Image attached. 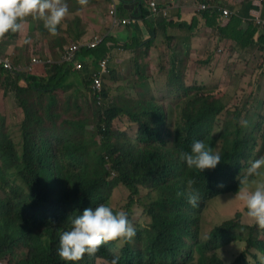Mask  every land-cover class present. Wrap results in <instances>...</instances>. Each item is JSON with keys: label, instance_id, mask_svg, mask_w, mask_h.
Instances as JSON below:
<instances>
[{"label": "trees", "instance_id": "1", "mask_svg": "<svg viewBox=\"0 0 264 264\" xmlns=\"http://www.w3.org/2000/svg\"><path fill=\"white\" fill-rule=\"evenodd\" d=\"M149 1L141 0L139 5V14L144 17L150 14L146 12ZM236 1L201 0L228 7L232 12L237 8ZM95 2L66 0L71 5L56 34L49 33L42 21L34 20L24 21L25 26L17 32L0 35V39L16 36L19 41L25 39V47H17L22 51L18 61L22 60L27 44L35 38L41 37L54 51L63 53L73 41L81 40L88 28L105 36L95 49L82 51V58L88 60H84L87 71L92 67L83 78L84 87L89 88L93 99L89 107L95 106L90 117H81L85 106L78 97L56 94L63 89L69 69L66 64L48 65L47 78L42 84L36 82L35 74H19L16 82L8 84L15 90L24 119L20 124L19 149L5 117L0 114V264H73L56 252L59 236L71 227V219L85 207L105 203L114 211L125 210L131 221V210L140 202L142 187L148 194L141 205L151 221L138 227L136 242L125 241L118 249L115 241H109L94 254L85 253L75 264H112L114 257L119 258L118 264H252L249 255L254 256L256 264H264V258L254 252L264 257V227L243 223L240 210L215 222L205 237L201 235V212L205 205L224 195L235 194L245 186L243 174L250 167L260 138L264 147L263 124L259 122L257 130L247 133L246 125L240 123L247 120L252 125L247 112L243 117L244 111L239 106H229L223 94L209 93V86L198 84L192 76L185 79L181 69H175V62L167 71L169 95L174 98L171 111L147 94L150 93L147 77L142 73L147 64H135L132 75L126 74L121 80H116L119 73L110 69L114 82L121 84L119 90L128 88L136 96L125 93L117 96L102 115L96 103L97 92L92 89L93 75L101 68V60L112 57V49L121 44L108 34L111 30L109 15L103 23L100 13L88 12V6ZM242 5L248 13L255 8L252 0ZM198 13L219 32L220 40L232 41L239 49L259 47L264 51V30L257 31L250 16L244 19L234 13L228 21L221 20L214 8ZM119 15H127L122 5ZM163 24L168 26L172 22L160 17L151 26L155 34ZM197 26V20L184 25L191 31ZM25 29H28L26 34ZM256 34L259 35L257 40L254 39ZM155 37L141 45L149 47ZM107 78L103 76L101 91L106 103L107 98L110 99L105 84ZM131 78H134L132 84ZM223 113L226 117L222 130L214 134L215 124ZM65 114L77 118L64 120ZM89 123L95 125L91 132L87 131ZM124 123L137 126L136 137L126 133ZM67 127L72 131L68 137ZM194 139H201L221 154V161L214 169L201 173L188 168L179 158V153L188 151ZM112 172L117 173L115 178H111ZM256 177L255 174L247 176L248 179ZM188 179L194 181L191 189ZM219 184L223 186L218 187ZM118 186L130 192L123 207L111 203L113 190ZM192 189L199 193L195 206L187 199ZM237 241H244L245 248L234 260L226 261L220 250Z\"/></svg>", "mask_w": 264, "mask_h": 264}, {"label": "rangeland", "instance_id": "2", "mask_svg": "<svg viewBox=\"0 0 264 264\" xmlns=\"http://www.w3.org/2000/svg\"><path fill=\"white\" fill-rule=\"evenodd\" d=\"M200 1V0H198ZM247 0H243L241 3L244 4ZM121 2V0H120ZM124 3L121 2V5L132 10L134 7V3H130V1L123 0ZM137 3H141V0H136ZM257 4V10L259 11L262 8L263 15H264V0H254ZM239 3V0L236 1V4ZM71 4L68 3L67 6L69 7ZM131 6V7H130ZM229 9L228 7H225ZM88 12L92 13L96 11V14H103L104 16L107 14L108 20V5L105 0H96L94 5L90 4L88 6ZM230 10V9H229ZM103 11V12H102ZM231 11V10H230ZM102 12V13H101ZM232 12V11H231ZM71 15V14H69ZM73 15V14H72ZM256 16H261L260 13H257ZM36 19L32 17H27L23 19L21 22V27L25 26V23H30ZM25 21V23H24ZM28 29H25L24 34L27 33ZM210 34V33H209ZM94 36L102 37V32H93L90 33L86 39H91ZM212 38L210 34L209 40ZM10 41L11 43L8 44L6 48H4L1 52L6 53L7 51L11 50V47L15 46V42H18L17 36L15 38H3L0 39V47L1 44L4 42ZM41 42V44H39ZM74 42V41H73ZM31 43V44H30ZM27 44L25 52L22 54L23 63L27 62L29 64L34 57L41 58L45 60L43 57H50L57 60L59 58L60 52L54 51L53 48H50L48 42L42 41L41 37L35 38L34 41H31ZM33 44V45H32ZM212 47L214 48V52H216V56L214 60L204 65L202 68L198 70V73L195 77L193 73L194 63L191 62L190 57L188 56L186 60L183 58V55L180 53V50L177 49V67L182 69L184 73V78L188 79L189 76H192L193 80L196 81L198 84L201 85H208L209 86V93H214L216 95H224L227 98V103L229 106H239L243 111V117L247 112L248 117L252 119V125L249 123L244 127L247 129V133H250L252 130H257L258 128L256 125L261 122L263 125L261 129H264V51L260 52L258 55L254 56H247L238 54L236 56H232V50L229 47H225L222 49L221 46L216 47L215 41H211ZM21 48V47H20ZM176 50V49H175ZM153 54L151 55L150 59L148 60L149 67L147 68L146 72L148 75V88L150 90V94L157 98L160 103H164L169 111L172 110V103L174 98L169 95L168 89V81L169 77L167 75L168 68L161 69L162 62L166 64V66L170 67L169 59H170V52L167 49V46L159 41L158 48H154ZM19 53L18 49H13L12 53L8 54L12 60L13 56ZM218 55V56H217ZM14 62V60H13ZM41 67V66H40ZM210 67V68H207ZM120 68V74L118 79L121 80L126 76V74L130 75L129 72H133L134 70H128L130 66H126L124 70ZM117 68H109L111 70H117ZM86 69V70H85ZM92 67H88L84 65L82 71H73L78 72L84 78L88 75L89 71ZM136 69V68H135ZM205 70V72H203ZM128 71V73H127ZM201 71V73H199ZM142 73L145 76V71L142 68ZM196 78V79H195ZM70 79L69 76L66 75L64 80V84L68 83ZM134 78H131V84L133 83ZM106 89L108 88L110 99L107 103L98 102V107L101 110L102 115H104L105 110L114 103V99L119 96L123 95L124 93L129 96H136L134 91L130 89L119 90V82L115 81L111 74L108 76L107 80L105 81ZM128 86H131L130 84ZM127 91L129 93H127ZM6 92V91H5ZM58 96L67 97L65 91H57ZM2 92H0V95ZM89 88L88 90L84 89V97L82 98L81 102L85 105V109L83 111V115L81 117H90L92 114V110L95 109V106L89 107V104L93 102V99L90 97ZM173 98V99H172ZM97 107V110L99 109ZM96 110V111H97ZM64 113V112H62ZM0 114L5 117L7 126L9 128V132L14 139V142L19 147L21 146L22 140L20 137V124L24 119L23 111L18 107V104L15 102L13 93L5 96L4 98L0 99ZM226 117V113H223L215 124V131L214 134H218L222 130V123ZM77 118L76 116H71L70 114H65L63 119H73ZM93 123H89L87 127V131L91 132L94 130ZM122 127L126 128V133L132 136L133 138L136 137L137 134V126H128L127 123L122 124ZM72 131L70 127L66 129V136H70ZM256 134V132H255ZM264 158V147H263V140L260 138L258 146L256 147L254 153L251 156V163L258 159ZM249 168V167H248ZM248 168L244 171V175L248 176ZM259 175L256 179L248 180L246 184H251L252 181H259L264 180V166L258 169ZM1 193V192H0ZM130 192L124 186H118L113 190L111 203L115 206L123 207L129 197ZM148 190L145 188H141V195L139 197L140 202L136 203L132 207V216L133 220L131 223L135 227L136 231L139 226H146L151 221L150 216L144 212V207L141 205V201L147 200ZM240 210L242 212V222L252 225L254 222L247 216L246 210L244 208L243 202L236 198L235 194H227L223 197L218 199H214L205 205L204 209L201 212V235L205 237L210 227L215 223L222 219L229 218L235 214L236 211ZM136 234V233H135ZM133 243H135V236L131 239ZM116 246L119 248L125 245V242L121 245L120 241H115ZM234 244V243H232ZM228 245L224 249L220 250V255L226 260L231 261L234 260L235 257L238 255L245 248L244 241H237L234 245ZM119 251V250H117ZM259 256H263L261 253L254 250ZM249 258L253 264H256L257 260L254 258L253 255H249ZM1 264H6V262H2ZM110 264V263H104Z\"/></svg>", "mask_w": 264, "mask_h": 264}, {"label": "clouds", "instance_id": "3", "mask_svg": "<svg viewBox=\"0 0 264 264\" xmlns=\"http://www.w3.org/2000/svg\"><path fill=\"white\" fill-rule=\"evenodd\" d=\"M84 2L85 0H81V3ZM212 3L217 4V2H212ZM201 4H211V3L203 2L200 3V5ZM200 5H198L197 12L204 11V10H199ZM211 5L213 6L212 8L217 9L218 12H219V8L223 7L221 5L218 6L214 4ZM120 6H121V2L120 0H118V13ZM223 8H225V6ZM68 11L69 9L66 0H0V35H4L5 33H9V32L19 31L22 26L21 22L23 21V19L27 17H32L33 19L42 21L44 28L49 33L56 34L58 32V26L61 25L62 21L68 14ZM232 14L234 13L231 12V15ZM231 15L225 19L229 21ZM218 16L221 20L223 19L220 17V12L218 13ZM261 16L264 17V15ZM119 17L121 18L120 15ZM160 17L166 18L167 21L170 20L169 12L167 17L164 16H160ZM160 17L155 18L156 19L155 22ZM129 18H135V17L131 16ZM142 18L146 19V17L144 16ZM252 20L255 25V21H254L255 17H252ZM255 27L257 26L255 25ZM263 30L259 28L257 29V31L259 32ZM109 32H111V30ZM95 37L96 36H94L91 39H84V40H93ZM104 37L105 36H102L103 39ZM84 40H78V41H84ZM78 41L72 42L70 45ZM63 53H60L59 58L57 60L50 57H43L45 58V60H53L54 63L51 64L36 63L33 65L32 70L35 65H42L47 68L48 65H53L55 63L63 64V63H59ZM82 55L83 53L80 54V57H82ZM4 56L8 57V55H4ZM33 58L35 57L33 56ZM33 58L29 64L33 62ZM106 58L107 57H105L104 59ZM10 60L14 64L11 58ZM39 60H41L42 62L45 61L42 60L41 58H39ZM111 60L112 57H110L109 59V64ZM29 64H27V62L17 66L14 64L16 67L15 71H7L4 69L3 70L7 73L9 72L13 73L16 71L31 72L32 70L27 71L23 69L24 66ZM109 64H108V69L110 68ZM66 65L68 66V68H72L75 71H82L85 62L83 61V68L81 70H76L72 66L68 64ZM148 67H149V63L147 62V66L145 68L147 82H148V75L146 70ZM175 69H179V68L175 67ZM197 69L198 68L193 69V73H196V75H197ZM97 71H100V69L98 68ZM129 74L132 75V72H129ZM182 75L184 76V73ZM106 76H109V72L108 75ZM99 96H102L101 93H97V97H96L97 105L99 102L98 99ZM108 100L109 99L107 98V101ZM102 103H106L105 98L103 96H102ZM240 123L241 125H247L248 121L241 120ZM179 158L185 163V165L188 168H195L202 173L205 169H214L217 166V164L221 161V154L218 151H214L213 147L210 146V144L206 146L201 139H194L188 151H181L179 153ZM262 166H264V158H258L254 160L252 163L250 161V167L248 168L247 171L249 174H252V176L255 174L258 177L259 175L258 169H260ZM116 176H117L116 172L111 173V178H115ZM243 176L245 177L244 180L245 186L240 188L239 191H236L235 196L236 198H238L243 202L247 216L255 224L264 227V180L252 181L251 184H246L248 180H252V179H248L247 176H245L244 174ZM193 183L194 181L192 179L187 180V184L190 189ZM222 186H223L222 184L218 185V187H222ZM187 199L190 204L195 206L199 199V193L194 189H192L188 193ZM78 213H79L78 215L74 216L71 219L70 221L71 227L64 230L60 234L58 239V247L56 248L57 255L66 262H73V264H75V262L79 261L85 253L94 254L99 250V248L103 244L109 241H120L122 245L123 242L131 240L136 235L135 234L136 229L131 223V221L133 220V216H132V220L130 221L128 219V214L125 210L121 209L118 211H114L113 208L108 204L99 203L94 207L91 206L85 207L82 211ZM260 257L264 258L261 255ZM118 260H119L118 257H114L112 260V264H118Z\"/></svg>", "mask_w": 264, "mask_h": 264}, {"label": "crops", "instance_id": "4", "mask_svg": "<svg viewBox=\"0 0 264 264\" xmlns=\"http://www.w3.org/2000/svg\"><path fill=\"white\" fill-rule=\"evenodd\" d=\"M127 1H130V3H134V7L132 10H129L128 8L122 5L123 10L127 12V15L122 17H135L136 23L129 26H118L115 27L111 32H109V36L119 42V44H121V47L115 46L112 49V60L109 64L110 68L121 67L122 70H124L126 66H130L128 70H132V66H134L135 64L145 66L148 60L150 59L151 55L154 53V48H158L159 41L165 44L167 46L168 51L170 52V67L166 66L163 61L161 69L171 68L172 62H175V67H177L176 56L177 49H179L180 53L183 55V58L185 60L188 56L190 57L191 62L194 63V68H198L197 73L198 70L202 68L201 66L209 64L212 59L214 60L216 56V52H214V48L212 47L211 41H215L216 47L221 46L222 49H224L226 46L229 47L233 52L231 53L232 56H236L241 53L247 56H256L261 52L259 47L239 49L237 45L232 41H229L227 39L220 40L219 32L215 31L212 27H210L208 22L205 19H202L200 17V14L197 12L198 5L202 3L201 0H156L161 7L167 8L169 12V21L172 22V24L168 26L163 24L162 28L160 27V29L156 30V34L151 27L156 19H143V16L139 14L140 3H137L136 0ZM242 1L243 0H239L237 8L235 11H233V13L240 14L244 19H249V16L251 18L255 17L257 13L263 15L262 8H260L258 11L257 4L255 2H253L255 8L251 9L248 13L245 6L241 3ZM121 2L124 3L123 0H121ZM146 8V12L147 10L150 11L149 6H147ZM100 16L103 19L102 22L106 23V16L101 14ZM194 20L198 21V26L194 30L191 31L187 27H184V25H191ZM85 23L86 22L84 21L83 24ZM79 31L84 30L80 29ZM93 32L94 30L92 28H88L86 31V35L83 34L84 36L82 35L83 38L81 40L86 39V37ZM209 33L212 35V38L210 40ZM153 36H156V39L149 47L148 45H141L146 41L152 40ZM258 36L259 35L256 34L254 39L257 40ZM24 42H26L25 39L23 41L15 42V46L11 47V50L7 51L6 53H12L13 49H17L18 46L25 47ZM10 43V41L2 43L0 47V52L4 48H6ZM126 46H128V48ZM21 53L22 51L13 56L14 64L16 66L23 64V59L18 61ZM139 57L141 58L139 59ZM200 60L204 62H201ZM45 68L46 67L42 65H35L31 72L16 71L13 73H7L2 68H0V92H2L0 98L2 99L4 96H8L13 93L15 102L17 103L15 90L13 89L11 84H8L10 82H16L15 77L19 74H23L26 76L35 74L37 76L36 82L42 84L44 78H47ZM73 71L75 70H73L72 68L68 69L67 76H69L70 79L68 80V83L63 84V89H60L59 91H65L67 96L73 95L74 97H78L80 103L83 105V103L81 102L82 98L84 97L85 89L83 84V77L80 75V73ZM115 71L120 74V68H117V70ZM203 72H205V70H203ZM112 73L113 71H110L111 76ZM199 73H201V71H199ZM20 83L21 82L19 81L18 85H20ZM56 94H58L57 91Z\"/></svg>", "mask_w": 264, "mask_h": 264}, {"label": "built area", "instance_id": "5", "mask_svg": "<svg viewBox=\"0 0 264 264\" xmlns=\"http://www.w3.org/2000/svg\"><path fill=\"white\" fill-rule=\"evenodd\" d=\"M108 5L109 10V18L111 20V31L118 26H126V25H132L136 23L135 18H123L118 16V0H105ZM213 6L211 4H201L199 6V10H207L211 9ZM220 17L225 19L231 15V12L227 8L220 7L219 8ZM160 16L167 17L168 16V10L167 8L161 7L156 0L150 1V14L146 16V19H155ZM255 25L263 30L264 29V17L262 16H255ZM102 37L96 36L93 40H84V41H78L76 43H73L70 45L66 51L62 54L59 63L68 64L75 68L76 70H81L83 68V61L84 59L80 57V54L82 53L83 49H94L96 48L102 41ZM110 57H107L106 59H103L100 62V71L95 73L93 75V90H95L97 93H101L103 88V76L108 75ZM36 63H42V64H51L54 63L53 60H45L41 61L38 58H33V62L29 65H26L23 67L24 70L31 71L32 67ZM0 67L7 71H15L16 67L12 63L9 57L4 56L0 53ZM99 102H102V96H99Z\"/></svg>", "mask_w": 264, "mask_h": 264}]
</instances>
